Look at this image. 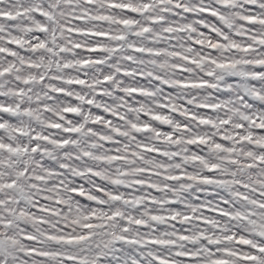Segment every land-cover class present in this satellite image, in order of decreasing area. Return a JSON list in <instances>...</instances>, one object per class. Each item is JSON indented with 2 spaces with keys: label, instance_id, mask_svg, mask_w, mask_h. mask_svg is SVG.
<instances>
[{
  "label": "snow or ice",
  "instance_id": "snow-or-ice-1",
  "mask_svg": "<svg viewBox=\"0 0 264 264\" xmlns=\"http://www.w3.org/2000/svg\"><path fill=\"white\" fill-rule=\"evenodd\" d=\"M0 264H264V0H0Z\"/></svg>",
  "mask_w": 264,
  "mask_h": 264
}]
</instances>
